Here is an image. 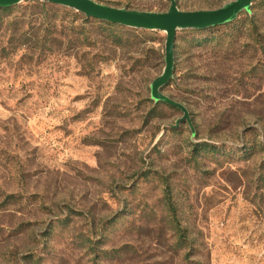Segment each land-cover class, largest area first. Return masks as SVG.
<instances>
[{
  "label": "rangeland",
  "instance_id": "374dc122",
  "mask_svg": "<svg viewBox=\"0 0 264 264\" xmlns=\"http://www.w3.org/2000/svg\"><path fill=\"white\" fill-rule=\"evenodd\" d=\"M72 12L0 14V264H264V0L177 32L162 91L195 134L151 98L165 31Z\"/></svg>",
  "mask_w": 264,
  "mask_h": 264
},
{
  "label": "water",
  "instance_id": "95a60500",
  "mask_svg": "<svg viewBox=\"0 0 264 264\" xmlns=\"http://www.w3.org/2000/svg\"><path fill=\"white\" fill-rule=\"evenodd\" d=\"M24 1H40L64 6L101 21H108L134 29L162 30L166 32L165 67L163 72L151 83V98L155 103L164 102L182 110L183 116L176 121H187L195 134V130L187 107L162 91L172 78L175 70V40L179 30H204L233 22L244 11L252 10L255 0H234L224 6L210 10H181L176 0H171L167 11L152 12L116 7L100 3L96 0H0V9L18 5Z\"/></svg>",
  "mask_w": 264,
  "mask_h": 264
},
{
  "label": "trees",
  "instance_id": "16d2710c",
  "mask_svg": "<svg viewBox=\"0 0 264 264\" xmlns=\"http://www.w3.org/2000/svg\"><path fill=\"white\" fill-rule=\"evenodd\" d=\"M31 3L35 6V7H40V8H43V9H53L55 11L59 10V9H64L66 12L70 13L72 10L74 9H70V8H67V7H64V6H60V5H56V4H52V3H47V2H40V1H31ZM13 7H9V8H1L0 9V14L2 12H8L12 9ZM73 15L78 16L79 13L78 12H72ZM86 16V15H85ZM89 17H85V20H88ZM101 22L102 24H106L110 27H121L120 25L118 24H114V23H111V22H108V21H99ZM212 28V27H211ZM67 29H72V30H75L74 27H71V26H68ZM205 30V29H204ZM23 38V37H22ZM159 104H166L168 105L167 103H164V102H159L158 104H156V106H158ZM171 106V105H169ZM174 107V106H173ZM177 108V107H176ZM202 146H207V143H200ZM199 145V143H198ZM264 184V183H263ZM261 187V186H260Z\"/></svg>",
  "mask_w": 264,
  "mask_h": 264
}]
</instances>
